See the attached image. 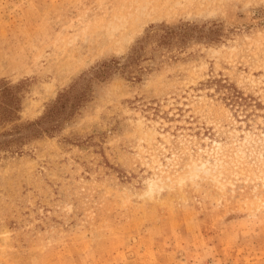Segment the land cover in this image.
<instances>
[{
    "label": "rangeland",
    "instance_id": "374dc122",
    "mask_svg": "<svg viewBox=\"0 0 264 264\" xmlns=\"http://www.w3.org/2000/svg\"><path fill=\"white\" fill-rule=\"evenodd\" d=\"M0 264H264V0H0Z\"/></svg>",
    "mask_w": 264,
    "mask_h": 264
}]
</instances>
